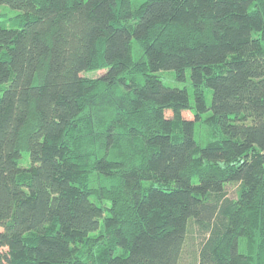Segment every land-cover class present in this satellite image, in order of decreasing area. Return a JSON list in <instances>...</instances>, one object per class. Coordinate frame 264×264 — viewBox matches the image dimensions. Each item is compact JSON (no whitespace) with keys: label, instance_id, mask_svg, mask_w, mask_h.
Listing matches in <instances>:
<instances>
[{"label":"trees","instance_id":"1","mask_svg":"<svg viewBox=\"0 0 264 264\" xmlns=\"http://www.w3.org/2000/svg\"><path fill=\"white\" fill-rule=\"evenodd\" d=\"M5 4L0 264H264V0ZM103 85L123 95L99 145Z\"/></svg>","mask_w":264,"mask_h":264},{"label":"rangeland","instance_id":"2","mask_svg":"<svg viewBox=\"0 0 264 264\" xmlns=\"http://www.w3.org/2000/svg\"><path fill=\"white\" fill-rule=\"evenodd\" d=\"M142 2L143 0H132V4L134 7L139 6ZM0 9H2V11H6L11 14L12 13L14 14L17 12V10L10 8L6 4L1 5ZM7 16H9V14H7ZM7 16L5 15L3 17H0V21L8 27L15 26L16 20L8 19ZM133 54H134L135 59H142L145 57L144 53L142 52L140 48V45L136 41H134ZM104 71L105 70L103 69H95V70L85 72L84 74L95 78V77L102 75ZM158 74L161 76L162 80L167 85L180 86V87L187 86L192 95L193 91H192V85L190 84V82L189 81L182 82V81L177 80L175 71L161 70L159 71ZM122 95H123V92L120 88L116 86L108 87L105 85L100 86L97 92L93 95L91 102H90L91 108H90V112L88 115H90L91 120L93 121L92 130H93V137H96V142H95L96 144L100 145V142L98 143V140L100 137L97 134L101 130L100 125L98 124V122H101V119H102L101 116H103V113H106L107 111L109 112L112 109H114L115 108L114 106L116 105L115 102L119 103ZM211 95H212V89H209L207 93V99L209 102H211ZM186 115L192 116V114L189 112H186ZM196 137L199 141H201L202 144H205L206 140H208L209 138L208 128H206L202 124H199L196 128ZM28 159H29L28 154L25 153L22 159V162L24 164H28ZM237 189H238L237 184L227 185V190L229 194L233 197H236ZM199 242H200V237L197 236L196 233L190 232L189 239L185 246L184 255H183L184 260L186 262L188 263L195 262V256H196L197 248L199 246Z\"/></svg>","mask_w":264,"mask_h":264}]
</instances>
